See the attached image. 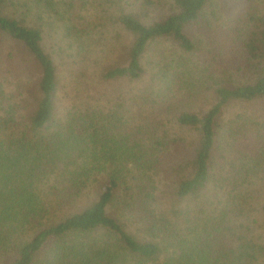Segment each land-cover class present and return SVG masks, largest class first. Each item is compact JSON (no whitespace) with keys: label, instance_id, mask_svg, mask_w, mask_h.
Here are the masks:
<instances>
[{"label":"trees","instance_id":"16d2710c","mask_svg":"<svg viewBox=\"0 0 264 264\" xmlns=\"http://www.w3.org/2000/svg\"><path fill=\"white\" fill-rule=\"evenodd\" d=\"M238 7L0 0V264H264V13Z\"/></svg>","mask_w":264,"mask_h":264},{"label":"rangeland","instance_id":"374dc122","mask_svg":"<svg viewBox=\"0 0 264 264\" xmlns=\"http://www.w3.org/2000/svg\"><path fill=\"white\" fill-rule=\"evenodd\" d=\"M252 3H253V0H238V6H239L238 7V10L241 11L242 9H248L249 6ZM256 3L260 7L259 10L264 13V0H256ZM235 13H236V11H234L233 13H231V15L228 16V18L230 20L237 19L238 16H236ZM258 15H260V13ZM225 19L226 18L222 19L220 22L222 24H226L227 20L225 22L224 21ZM196 33H197V35H199L200 32L199 31H196ZM54 34L55 33L53 31L52 32V36ZM59 36H60V33H59ZM47 40L48 41H51V37H48ZM49 47H51V44H49V45L46 44V48H49ZM150 51H151V55L152 54L156 55V54H158V53L161 52V53H164L165 56L168 57V58L182 60V62L184 63L185 67L187 68V69H185V67L183 65V68L182 69L187 70L186 71L187 73H185V74H187V77L184 78L185 80L195 79L197 77V74H196L195 70L192 69V63L189 60H191V61L196 60V63L195 62L194 63L197 64L199 62V60H197V58L199 56L206 57L205 56V53L201 54V52L199 50H196V52L194 53V56L193 57L191 56L192 58H190L189 56H187L183 52H181L178 49L174 48L171 44H168V43H165V42H160L158 44V47L157 48L152 47ZM100 56H101V54H100ZM105 57H110V55H106ZM62 76L65 77V79H67V82L65 83L66 84V88H64V90H63L65 92H67V93H62L63 94V97H64L63 98V100H64L63 105L65 106L66 105V102L68 100H70V99H67L68 96L69 97L72 96L70 94L71 91H70V88H69L71 84H69V76H68V73L65 70L62 71ZM194 76H195V78H194ZM191 82L194 83V80H191ZM155 84H159V83H155ZM157 86H159V85H157ZM197 94H198L199 97L193 98V99H195L194 102H193V104L195 105V107L204 104V101L206 100L207 95L209 94V92L208 91L206 92L205 87H203L202 85H200V88H197ZM182 104H185L186 105V102H183ZM231 118H232V115H225V122L228 123L227 120H229Z\"/></svg>","mask_w":264,"mask_h":264}]
</instances>
